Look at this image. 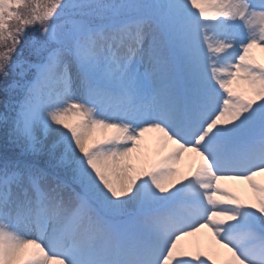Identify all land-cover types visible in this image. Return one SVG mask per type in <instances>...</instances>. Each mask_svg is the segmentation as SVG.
<instances>
[{"label":"snow or ice","instance_id":"snow-or-ice-1","mask_svg":"<svg viewBox=\"0 0 264 264\" xmlns=\"http://www.w3.org/2000/svg\"><path fill=\"white\" fill-rule=\"evenodd\" d=\"M257 50L264 0H0V264H264Z\"/></svg>","mask_w":264,"mask_h":264},{"label":"rangeland","instance_id":"rangeland-1","mask_svg":"<svg viewBox=\"0 0 264 264\" xmlns=\"http://www.w3.org/2000/svg\"><path fill=\"white\" fill-rule=\"evenodd\" d=\"M255 54H256V56H257L258 59L264 60V55L261 54L258 50L256 51ZM188 163H189V160H188V156L186 155L184 161L181 164V167L182 168L186 167L188 165ZM227 183L229 184V186L235 187L237 189H242L243 188V185L240 184L239 182H227ZM241 194L242 195H247L246 192H241Z\"/></svg>","mask_w":264,"mask_h":264},{"label":"bare ground","instance_id":"bare-ground-1","mask_svg":"<svg viewBox=\"0 0 264 264\" xmlns=\"http://www.w3.org/2000/svg\"><path fill=\"white\" fill-rule=\"evenodd\" d=\"M264 55V54H263Z\"/></svg>","mask_w":264,"mask_h":264}]
</instances>
